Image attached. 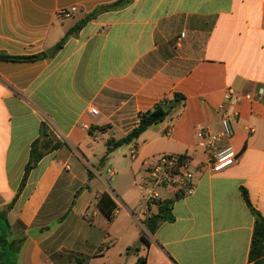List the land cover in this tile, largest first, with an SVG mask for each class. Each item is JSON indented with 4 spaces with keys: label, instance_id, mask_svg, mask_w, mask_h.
Instances as JSON below:
<instances>
[{
    "label": "crops",
    "instance_id": "0c3cea01",
    "mask_svg": "<svg viewBox=\"0 0 264 264\" xmlns=\"http://www.w3.org/2000/svg\"><path fill=\"white\" fill-rule=\"evenodd\" d=\"M106 6L114 7L65 40ZM72 8V17L57 16ZM0 53L46 55L0 61V209L18 264H251L255 216L242 191L264 217V104L229 107L234 134L218 148L232 145L239 159L221 173L197 130L222 133L228 90L255 97L264 87V0H0ZM175 93L185 101L113 169L107 142ZM43 125L61 145L21 189ZM162 154L189 158L196 190L160 189L175 220L150 235L145 222L158 207L144 202L147 163ZM104 193L117 205L112 221L98 207ZM143 233L150 246L132 251Z\"/></svg>",
    "mask_w": 264,
    "mask_h": 264
},
{
    "label": "trees",
    "instance_id": "16d2710c",
    "mask_svg": "<svg viewBox=\"0 0 264 264\" xmlns=\"http://www.w3.org/2000/svg\"><path fill=\"white\" fill-rule=\"evenodd\" d=\"M114 6L100 7L85 19L79 22L73 29H71L65 40L75 32H78L89 20L95 18L100 12L108 10ZM63 40V43L64 41ZM46 57L45 54L32 57H11L0 53V61H34ZM185 97L175 93L170 98L164 99L157 104L153 109L148 110L140 115L138 126L133 129L126 137L115 140L110 139L107 142L108 152L107 156L113 151L129 145L140 138V136L149 128L158 125L165 121L176 109L177 105L185 101ZM59 142H55L47 127L43 125L39 138L32 144L30 159L25 169V176L21 185L24 187L26 179L30 171L35 168L49 150H55L60 147ZM106 158V157H105ZM243 198L255 216V226L252 237L251 248L249 252V262L251 264H264V217L254 209L252 206L248 193L242 191ZM180 196V195H179ZM16 201V200H15ZM14 203V202H13ZM174 200H163L157 204V213L149 217L145 222V227L150 235H153L161 227L164 222H173L175 217L172 213ZM13 205V204H12ZM12 205L10 207H12ZM98 207L101 212L112 221L114 213L117 210V205L108 193H104L98 200ZM8 211L0 209V264H18V250L14 247L15 241L11 240L12 227L8 221ZM150 246V241L147 234L143 233L139 242L131 248L134 252H139L142 246ZM136 264H147V258L139 257Z\"/></svg>",
    "mask_w": 264,
    "mask_h": 264
},
{
    "label": "built area",
    "instance_id": "2783aa9c",
    "mask_svg": "<svg viewBox=\"0 0 264 264\" xmlns=\"http://www.w3.org/2000/svg\"><path fill=\"white\" fill-rule=\"evenodd\" d=\"M76 11L72 9H62L57 16L60 18H70ZM185 37L182 33L177 39L175 47L181 48V40ZM242 100H257L264 104V87H261L257 95L253 97L250 94L242 95L233 90H228L223 102L219 105V112L222 114L221 125L222 133L216 134L209 130H197V137L202 144L211 150L212 162L211 171L221 173L234 166L239 156L232 145L225 148H218L221 138H232L234 130L231 123L229 107L239 103ZM93 115H98L96 109H91ZM147 179L145 182L144 202L149 206H156L158 202L163 201L160 189H167L174 195L189 196L196 190L195 174L190 166V160L186 156L162 154L147 163Z\"/></svg>",
    "mask_w": 264,
    "mask_h": 264
},
{
    "label": "rangeland",
    "instance_id": "374dc122",
    "mask_svg": "<svg viewBox=\"0 0 264 264\" xmlns=\"http://www.w3.org/2000/svg\"><path fill=\"white\" fill-rule=\"evenodd\" d=\"M74 23L75 22L73 20L67 21L66 28H70ZM128 147H129L128 145L122 147L121 148L122 149V153H120L119 150H116L115 152H113L110 155V157H109L110 161L113 160V164H112L113 169H120L124 165V163H125L124 160H126V158L129 157V156L126 155L127 152H128ZM104 177L106 178L105 175H104ZM112 184H113V180L109 182L110 186H112Z\"/></svg>",
    "mask_w": 264,
    "mask_h": 264
},
{
    "label": "water",
    "instance_id": "95a60500",
    "mask_svg": "<svg viewBox=\"0 0 264 264\" xmlns=\"http://www.w3.org/2000/svg\"><path fill=\"white\" fill-rule=\"evenodd\" d=\"M55 49H56V48H54L53 50H49V51H47V54H48V55H52V54H53V51H55Z\"/></svg>",
    "mask_w": 264,
    "mask_h": 264
}]
</instances>
